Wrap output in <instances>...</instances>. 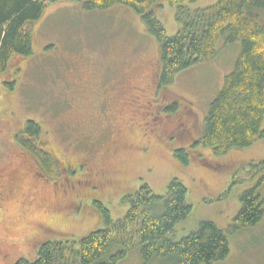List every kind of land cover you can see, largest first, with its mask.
<instances>
[{
	"label": "rangeland",
	"instance_id": "1",
	"mask_svg": "<svg viewBox=\"0 0 264 264\" xmlns=\"http://www.w3.org/2000/svg\"><path fill=\"white\" fill-rule=\"evenodd\" d=\"M79 1L48 5L43 17L27 26L33 55L13 57L9 71H20L13 78L11 73L0 77V264L34 262L43 242L79 245L105 227L93 200L71 206L87 197L85 191L70 190L78 168L102 180L96 201L113 220L125 216L123 198L142 185L164 196L171 181L179 180L192 211L169 238L180 241L201 222H212L230 248L228 257L214 264H264V216L254 228L235 221L240 197L264 177V140L220 157L198 143L209 106L233 71L241 43L227 45L221 36L214 60L160 87L158 43L141 17L123 5L85 12ZM218 1L182 6L197 10ZM177 9L163 4L158 12L170 37L179 30ZM3 81L13 86H2ZM103 107L106 114L100 112ZM29 120L42 129L40 145L59 159L52 178L13 138ZM144 146L150 149L145 154L139 150ZM182 150L188 163L176 156ZM80 176L75 178L85 183L88 177ZM259 193L264 199V181ZM120 252L125 256L117 264H143L131 246L114 247L109 256Z\"/></svg>",
	"mask_w": 264,
	"mask_h": 264
},
{
	"label": "trees",
	"instance_id": "2",
	"mask_svg": "<svg viewBox=\"0 0 264 264\" xmlns=\"http://www.w3.org/2000/svg\"><path fill=\"white\" fill-rule=\"evenodd\" d=\"M69 0H0V75L13 57H31L33 39L28 24L39 21L47 5ZM200 0H80L85 12L105 11L115 5L132 9L142 19L147 32L158 43L160 87L173 83L181 72L199 63L214 60L216 45L223 36L225 44L241 43V53L233 71L224 79L223 87L211 102L205 118V130L198 142L215 156L232 149L252 147L264 140V0H219L215 5L191 10L182 5ZM163 4L178 6L175 20L179 30L168 36L158 18ZM41 131L30 123L28 131L19 135L32 144ZM176 156L188 163L186 152ZM47 172L53 174L50 160L44 159ZM252 178V177H251ZM236 184V179H234ZM241 197V210L235 221L254 228L263 219L264 199L259 186ZM188 191L179 180H172L164 196L155 195L148 185L123 198L128 208L125 216L113 220L100 203L105 223L103 229L91 232L75 242L50 241L41 245L37 259H24L15 264H117L124 252L109 256L114 247L138 249L143 264H214L225 260L229 242L214 223L201 222L197 231L174 241L169 238L175 227L185 221L192 208L187 204Z\"/></svg>",
	"mask_w": 264,
	"mask_h": 264
},
{
	"label": "flooded vegetation",
	"instance_id": "3",
	"mask_svg": "<svg viewBox=\"0 0 264 264\" xmlns=\"http://www.w3.org/2000/svg\"><path fill=\"white\" fill-rule=\"evenodd\" d=\"M50 5V4H49ZM48 6V5H47ZM47 8V7H46ZM32 24V23H30ZM29 25V24H28ZM27 31H29L27 28H25ZM32 33V32H31ZM12 60V59H11ZM11 68V61L9 63V66L7 68V70L2 73L0 75L1 76H4V75H7L8 73H11L9 70ZM19 68V67H18ZM18 68H16V71L12 72L11 75H12V78L13 76L15 75L16 72L20 71ZM21 69V68H20ZM22 70V69H21ZM11 81V80H10ZM6 82H9V81H3L1 82V85H8L9 87H12L13 85L12 84H8ZM126 97V95H125ZM124 104H129L128 101H125ZM176 108V107H175ZM104 111V112H103ZM101 113H105L106 110L104 109L103 107V110L100 111ZM106 114V113H105ZM35 121H28V123H34ZM29 124L25 123V126L19 131L17 132L15 135H14V140L19 143L20 146H22L26 152H28L29 154H31L35 159H36V162H37V166L40 167L41 169V172L44 173V175L48 176V177H53L55 175V172L57 170V168L59 167V159H56L57 157L54 155V153H52V151H47L45 145H40V135L35 139V142L32 144L33 148L29 147L26 142L24 141H21L19 139V135L22 134V133H26L28 131V126ZM36 124V123H34ZM37 127L39 128L40 131H42V129L40 128V126L38 124H36ZM175 134H178L179 133H175ZM170 137L173 136L172 134L169 135ZM44 144V143H43ZM143 154L147 153V151H149L150 149L149 148H146V146H144V148H140L139 149ZM143 150H146V152H143ZM41 157H45L44 159H47V160H50L51 163H52V166H53V174H50L49 172H47V170L45 169V164H44V161L42 160ZM56 157V158H55ZM83 167V166H82ZM67 169V168H66ZM66 169L64 171H66ZM78 171H80L79 173H77L78 175H81L80 177H85L87 176V180L85 181V183H80V178H75L77 177L78 175H75V179L72 177L71 181H70V190L71 191H74V189H79L81 190V192L84 193L87 192V197H81V199H78L77 201H75L74 203H72L71 206L75 207L77 205V208L80 204H83L84 202L88 201V200H93L94 203H96L97 199L100 197L101 194V190L104 188V184L102 182V180H100L99 178L97 177H93L92 173L89 172L87 169H80L78 168ZM83 173H85L83 175ZM86 178V177H85ZM98 179V180H97ZM63 180H66V178H64ZM68 182V181H67ZM89 192V193H88ZM71 207V208H73ZM50 228V227H49ZM47 242H50V241H47ZM46 243V242H43V244Z\"/></svg>",
	"mask_w": 264,
	"mask_h": 264
}]
</instances>
